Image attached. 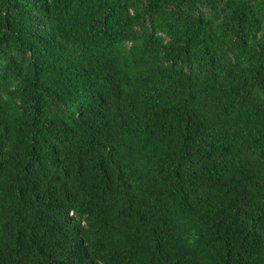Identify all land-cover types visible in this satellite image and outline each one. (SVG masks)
Returning a JSON list of instances; mask_svg holds the SVG:
<instances>
[{"label": "trees", "instance_id": "trees-1", "mask_svg": "<svg viewBox=\"0 0 264 264\" xmlns=\"http://www.w3.org/2000/svg\"><path fill=\"white\" fill-rule=\"evenodd\" d=\"M0 264H264V0H0Z\"/></svg>", "mask_w": 264, "mask_h": 264}]
</instances>
